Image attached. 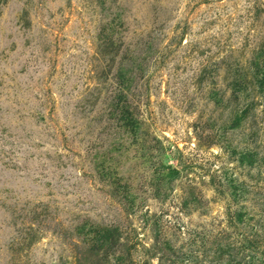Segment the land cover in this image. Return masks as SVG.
<instances>
[{
  "label": "rangeland",
  "instance_id": "rangeland-1",
  "mask_svg": "<svg viewBox=\"0 0 264 264\" xmlns=\"http://www.w3.org/2000/svg\"><path fill=\"white\" fill-rule=\"evenodd\" d=\"M0 264H264V0H0Z\"/></svg>",
  "mask_w": 264,
  "mask_h": 264
}]
</instances>
